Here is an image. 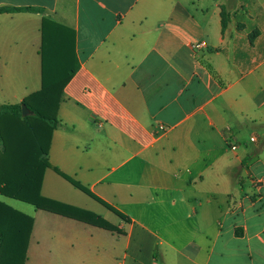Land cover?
I'll list each match as a JSON object with an SVG mask.
<instances>
[{
    "label": "crops",
    "instance_id": "crops-1",
    "mask_svg": "<svg viewBox=\"0 0 264 264\" xmlns=\"http://www.w3.org/2000/svg\"><path fill=\"white\" fill-rule=\"evenodd\" d=\"M14 7L38 11L0 13V106L41 89L43 18L76 33L41 192L123 232L33 206L24 264H264V0Z\"/></svg>",
    "mask_w": 264,
    "mask_h": 264
},
{
    "label": "trees",
    "instance_id": "trees-1",
    "mask_svg": "<svg viewBox=\"0 0 264 264\" xmlns=\"http://www.w3.org/2000/svg\"><path fill=\"white\" fill-rule=\"evenodd\" d=\"M38 11L35 8H0V13ZM223 29L227 16L223 10ZM41 44V89L27 96L20 105L0 106V195L111 232L122 230L102 216L43 196L44 173L51 168L48 155L51 136L58 126L57 113L62 92L79 69L76 33L48 18H43ZM22 104L31 115L22 117ZM54 170L75 188L103 204L121 219H130L95 196L77 180ZM33 217L0 200V264H24L33 226Z\"/></svg>",
    "mask_w": 264,
    "mask_h": 264
},
{
    "label": "rangeland",
    "instance_id": "rangeland-1",
    "mask_svg": "<svg viewBox=\"0 0 264 264\" xmlns=\"http://www.w3.org/2000/svg\"><path fill=\"white\" fill-rule=\"evenodd\" d=\"M85 198H87V197H85ZM88 200H90V199H88ZM3 201L5 203H7L8 205H10L11 207H13L14 209H16V210H18V211H20L22 213H25L27 215H31L35 211V208L32 205L28 204V203H24V202H21V201H18V200H14V199H10V198H6V197L3 198ZM109 221L111 223H116L117 222V217H115L114 214H111Z\"/></svg>",
    "mask_w": 264,
    "mask_h": 264
},
{
    "label": "built area",
    "instance_id": "built-area-1",
    "mask_svg": "<svg viewBox=\"0 0 264 264\" xmlns=\"http://www.w3.org/2000/svg\"><path fill=\"white\" fill-rule=\"evenodd\" d=\"M204 46H206V42H204V41L199 42L198 44H195L196 48H200V47H204ZM251 141L252 142H256L257 141V137H255V136L251 137ZM233 149H235V147H233Z\"/></svg>",
    "mask_w": 264,
    "mask_h": 264
},
{
    "label": "water",
    "instance_id": "water-1",
    "mask_svg": "<svg viewBox=\"0 0 264 264\" xmlns=\"http://www.w3.org/2000/svg\"><path fill=\"white\" fill-rule=\"evenodd\" d=\"M22 117H26L28 115H31V112L29 111V109L27 108V106L25 104H22Z\"/></svg>",
    "mask_w": 264,
    "mask_h": 264
}]
</instances>
